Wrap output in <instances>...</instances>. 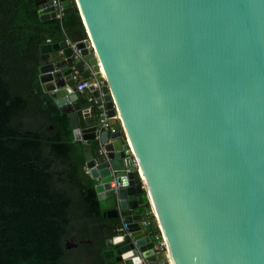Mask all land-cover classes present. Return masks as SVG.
Here are the masks:
<instances>
[{
  "label": "water",
  "instance_id": "1",
  "mask_svg": "<svg viewBox=\"0 0 264 264\" xmlns=\"http://www.w3.org/2000/svg\"><path fill=\"white\" fill-rule=\"evenodd\" d=\"M28 1L57 17L55 0ZM60 2L79 11L83 58L42 45V88L84 142L103 215L127 224L96 263L156 260L145 191L172 264H264V0ZM75 70L105 81L90 91L119 117L103 154L97 126L80 127Z\"/></svg>",
  "mask_w": 264,
  "mask_h": 264
},
{
  "label": "trees",
  "instance_id": "2",
  "mask_svg": "<svg viewBox=\"0 0 264 264\" xmlns=\"http://www.w3.org/2000/svg\"><path fill=\"white\" fill-rule=\"evenodd\" d=\"M86 36L78 10L42 20L33 2L0 0V264H97L116 233L120 219L103 215L84 142L40 81L42 45ZM75 108L81 128L98 125L93 93ZM140 196L155 237L158 222Z\"/></svg>",
  "mask_w": 264,
  "mask_h": 264
},
{
  "label": "built area",
  "instance_id": "3",
  "mask_svg": "<svg viewBox=\"0 0 264 264\" xmlns=\"http://www.w3.org/2000/svg\"><path fill=\"white\" fill-rule=\"evenodd\" d=\"M54 4H55L56 9H57V17H62L63 12H62L60 0H55ZM67 42L70 46H72V48L74 50L73 55H72L74 61L76 62V61H79L80 59H82L83 56L81 55L80 49L76 48V42L70 41L69 39H67ZM73 77L76 80V82L73 86L74 91H76L78 93H84L86 91H90L91 85H94L96 88L101 89L102 85L105 83L104 80H99V78L96 77L95 75L92 77L85 78L82 76L81 71H79V70H75ZM95 104L97 105V109L99 110V115H98L99 120H98V125H97L96 138L98 140H100V145L98 146L99 153L103 154V153H105V144L101 141L102 134L105 131H108L110 133L114 132L115 131L114 125L116 122H118L119 117L118 116H111L108 113V109L106 108V105L104 102L98 103L97 100H95ZM83 111H84V114H90L92 111V106H88V107L84 108ZM133 164L135 167H138L137 161L135 159H133ZM88 172H89V170H88ZM142 222L148 228L150 223L146 219L145 215H144ZM126 227H127V224L124 223L120 227H117L116 231L120 232V231L126 229ZM159 229H160V227H159ZM127 234H129V233L128 232L124 233V235H127ZM153 238H154L155 243H156L155 247L157 248L156 260L151 261V260H148L147 258H143L142 264H172V261H171L170 255H169V251H168L167 242H166V239L163 235L162 230L160 229V234H156L155 237H153Z\"/></svg>",
  "mask_w": 264,
  "mask_h": 264
},
{
  "label": "crops",
  "instance_id": "4",
  "mask_svg": "<svg viewBox=\"0 0 264 264\" xmlns=\"http://www.w3.org/2000/svg\"><path fill=\"white\" fill-rule=\"evenodd\" d=\"M88 68V67H87ZM90 93H92L91 91H86L84 93H80V96L81 94L84 95V96H87V97H90ZM96 100V99H95Z\"/></svg>",
  "mask_w": 264,
  "mask_h": 264
},
{
  "label": "flooded vegetation",
  "instance_id": "5",
  "mask_svg": "<svg viewBox=\"0 0 264 264\" xmlns=\"http://www.w3.org/2000/svg\"><path fill=\"white\" fill-rule=\"evenodd\" d=\"M94 260H95V259H93L92 261H93V262H98V260H95V261H94Z\"/></svg>",
  "mask_w": 264,
  "mask_h": 264
}]
</instances>
